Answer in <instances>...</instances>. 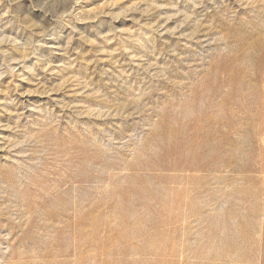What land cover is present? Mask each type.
Listing matches in <instances>:
<instances>
[{
	"label": "rangeland",
	"instance_id": "obj_1",
	"mask_svg": "<svg viewBox=\"0 0 264 264\" xmlns=\"http://www.w3.org/2000/svg\"><path fill=\"white\" fill-rule=\"evenodd\" d=\"M0 264H264V0H0Z\"/></svg>",
	"mask_w": 264,
	"mask_h": 264
}]
</instances>
